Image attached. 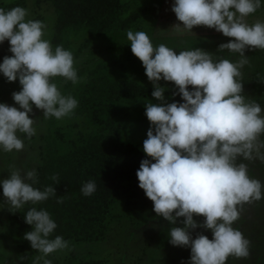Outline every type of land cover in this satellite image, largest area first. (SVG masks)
<instances>
[{
  "label": "clouds",
  "instance_id": "obj_1",
  "mask_svg": "<svg viewBox=\"0 0 264 264\" xmlns=\"http://www.w3.org/2000/svg\"><path fill=\"white\" fill-rule=\"evenodd\" d=\"M261 0H174L171 7L178 23L169 29L173 34L193 33L194 26L214 28L232 38L218 46L239 54L230 60L202 49L177 51L167 44L154 45L143 30L126 31L132 53L142 61L152 96L160 103L146 102V116L151 127L143 142V151L151 159H143L137 170L139 187L154 203L157 216L173 225L168 235L173 246L190 248L188 264H226L229 257L247 258L250 241L234 223L240 220L246 204L264 199L259 179L249 175L248 165L237 163L259 159L264 163V114L260 103L243 94L242 69L249 64L248 49L264 50V21L248 22L249 16L261 8ZM25 7H0V43L8 40L12 56H5L0 72L9 82L19 78L20 91L13 92L19 108L0 103V149L22 152L24 140L36 135V119L30 116L33 105L43 110V117L57 120L70 117L78 100L63 95L54 78L59 76L72 84L81 82L74 54L63 45L54 49L45 39L48 25L42 20L28 19ZM174 82L183 103H168L160 81ZM192 90H189V86ZM23 109V110H21ZM155 161V162H153ZM57 184L56 175L51 177ZM38 184L35 169L10 170L2 181L3 195L9 210H23L27 204L37 205L51 196L56 188ZM96 182H85L80 191L91 196ZM63 198L57 203H63ZM194 216H203L197 222ZM183 227L176 226L178 218ZM25 222L32 230L24 234L40 255L33 264H52L47 257L69 248L62 236L50 239L57 223L46 209L29 208ZM209 229L212 239L191 231Z\"/></svg>",
  "mask_w": 264,
  "mask_h": 264
},
{
  "label": "trees",
  "instance_id": "obj_2",
  "mask_svg": "<svg viewBox=\"0 0 264 264\" xmlns=\"http://www.w3.org/2000/svg\"><path fill=\"white\" fill-rule=\"evenodd\" d=\"M45 1L53 5L56 15L50 37L53 49L57 45H63L73 52L74 58H78L84 49L89 48L90 57L77 67L78 76L82 78L80 83L74 85L61 77V93L71 94L78 100L74 114L60 120L42 117L40 163L35 168L38 184L35 186L43 190L45 186L52 185L57 194L37 205H25L19 214L9 217V223L5 227L20 241L18 264H33L39 252L32 249L30 241L24 239V234L32 230V226L25 222V215L33 206L38 210L46 209L57 223L50 239L59 235L69 242L68 249L58 250L47 257L52 264H106L104 258H95L91 250L97 249L96 243L107 238L113 222L118 221V211L121 210V216H128L135 230L144 228L157 219L154 203L139 187L136 175L141 161L151 158L143 151L144 141L135 138L141 130V121L137 119L138 114L134 113L139 108V113L144 114L146 102L160 101L152 96L154 86L149 81L143 64L125 65L127 58L123 60L124 63L120 60L124 49L118 46V35L138 27L139 18L146 14L144 8H140L135 14L126 16L124 0ZM19 5H23V0H15L8 8H2L7 10ZM80 34L84 36V42L75 48L73 39ZM105 39H108L110 49L117 48V51L107 58L94 57V54L103 51L98 46L99 41ZM231 39L217 40L212 49L207 51L214 58L222 56L230 60L237 59L238 53L233 54L227 50L218 53V46ZM248 57L249 64L241 71L243 82L249 84L254 92L250 89L251 94L247 98L261 105L264 94L258 95L257 92L264 87V55L252 51ZM130 59L138 60V57ZM139 71H142V79H139ZM7 82L16 91L22 89L19 78L14 82ZM0 86L3 88L5 84L0 81ZM173 86L171 91L164 93L166 101L183 103L181 95H172L173 91L178 92L174 82ZM189 90H192L191 85ZM23 135L27 138L26 134ZM53 175L58 177V184L51 179ZM89 180L96 182L97 189L91 196H84L80 189ZM60 197L63 198V203H57ZM194 219L199 223L205 217L194 216ZM178 220L182 221L183 218ZM261 224L264 222L254 218L244 228L239 227L238 221L233 226L245 234L250 241L249 249H252L259 245V240L255 243L252 239H256L257 233H253ZM190 231L193 239L201 232L209 239L213 237L209 229L197 228ZM260 240H264V237L260 236ZM169 253L165 264H188L191 250L180 247L178 253L175 254L174 250ZM244 264L256 263L247 259Z\"/></svg>",
  "mask_w": 264,
  "mask_h": 264
},
{
  "label": "rangeland",
  "instance_id": "obj_3",
  "mask_svg": "<svg viewBox=\"0 0 264 264\" xmlns=\"http://www.w3.org/2000/svg\"><path fill=\"white\" fill-rule=\"evenodd\" d=\"M14 1L15 0H0V7L4 6L8 8ZM173 3L174 0H124L123 5L126 11V16L131 15L132 13L135 14L140 8H144V13L146 14L139 18L140 22L137 23L138 27L130 29L133 31L143 30L147 32L154 45L160 43L167 44L169 47L174 48L177 51V54H179V51L181 50L195 49L197 47L207 51L212 49L217 40H226L229 38L224 36L221 32L216 31L214 28H208L206 26H194L192 30L193 33L184 35H176L170 30H166L173 24L179 22L175 13L171 11ZM261 3V8L249 16V23H253L256 20L264 21V0H261ZM19 6L28 9V19L42 20L48 25L45 39L50 40L52 27L56 19L53 5L45 0H23V5ZM81 34L73 39V45L75 48L84 42V36ZM118 38V46L120 48L123 47L124 49L122 54H120L121 62L127 58L125 65L139 66V63H142L139 58L138 60L130 59V57L135 55L131 51V45L127 40L126 32L118 35ZM99 43L98 49L103 51L99 53L97 52V55L94 54L93 56L96 58H107V56L117 51V48L116 50L110 49L108 39L100 40ZM9 49L10 42L8 40L0 43V64L3 63L5 56L13 55ZM252 51H255V54L258 55L262 53L264 55V50L248 49L245 51L248 60H250L248 55H250V52ZM88 57H90V52L89 48H86L78 58H74V66L76 69L80 63ZM137 69L138 68L135 69L136 75L138 71ZM139 72V79H142V71ZM6 79L7 78L4 74L0 72V81L5 84V87L3 88L0 86V103H7L10 106H16L19 108V105L15 103L12 95L16 90H14L13 85L8 83ZM54 81L57 83L58 88L63 85V81L59 76L55 77ZM159 83L162 87H165V93H168L174 88L173 82L161 80ZM250 89L252 90V87L243 82V94L246 98L251 94ZM257 93L258 95L261 93L264 94V87ZM261 107L262 114H264V98H262ZM137 110L134 115L138 114L137 119L141 121V130L135 138L136 140L144 141L147 138V131L151 127V124L146 114H142V112L139 113V110ZM31 117L37 120L33 125L36 128V135L31 139H28L23 134L18 133V135L24 140V150L22 152H16L15 150L13 152H4L0 149V264L20 263L17 255L18 246H20L18 244L20 241L15 236H12L9 230L5 227V225L9 223V217L19 214L20 210L15 212L9 210V207L6 204V198L3 195L2 181L10 176V170L14 168L27 171L35 169L40 163L39 145L41 144L40 135L43 132L41 126L43 125V110L38 109L33 105V113ZM136 122L138 121L136 120ZM262 139H264V137H262ZM241 162L248 165L249 175L253 178L259 179L262 185H264V163L259 159L246 161L243 160L242 157H238L237 163ZM262 193H264V187H262ZM117 213L119 214L118 221L113 222L107 238L102 242L96 243L97 249L91 250L92 254H95V258H104L106 264H165V260L168 258L171 250H174L175 254L178 253V248L180 247L173 246L170 243L168 232L173 226L170 221L157 216V219L153 223L144 228L135 230L130 224L128 216H121V210ZM182 218L183 217H181V219ZM254 218H258L261 223L264 222V199L244 206V209L241 212V218L238 220L239 227L244 228L246 223L252 222ZM180 221L181 220L177 221L176 226L183 227V224L180 223ZM255 233H257L256 239H252V242L256 243V240H259L258 247L249 249V256L247 258L237 259L229 257L226 264H244L247 259H249V261L252 260L256 264H264V240H260V236L264 237V224H261L253 234ZM38 255L40 254L37 253V256Z\"/></svg>",
  "mask_w": 264,
  "mask_h": 264
}]
</instances>
